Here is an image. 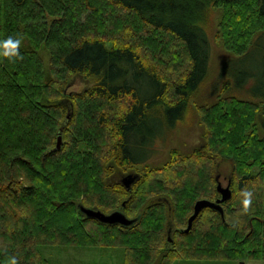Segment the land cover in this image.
<instances>
[{"label":"trees","instance_id":"1","mask_svg":"<svg viewBox=\"0 0 264 264\" xmlns=\"http://www.w3.org/2000/svg\"><path fill=\"white\" fill-rule=\"evenodd\" d=\"M214 8L230 57L205 86ZM77 74L94 83L69 109L61 99ZM193 103L202 148L174 150L130 188L107 181L112 159L126 169L153 158ZM259 127L264 0H0V264H48L40 245L123 246L125 264L264 259ZM223 176L224 213L205 207L187 231L197 200L221 198Z\"/></svg>","mask_w":264,"mask_h":264},{"label":"rangeland","instance_id":"2","mask_svg":"<svg viewBox=\"0 0 264 264\" xmlns=\"http://www.w3.org/2000/svg\"><path fill=\"white\" fill-rule=\"evenodd\" d=\"M223 9L214 8L213 16L211 19L210 33L212 35L213 42V55L210 74L206 80L205 86L209 85L218 73V69L222 61L227 57L229 58L230 52H228L222 41L218 40V32L220 30V21L222 18ZM52 22V19H50ZM137 35V34H136ZM136 37H139L136 36ZM112 44L109 43V47ZM43 56L48 62L47 52L43 50ZM229 60V59H228ZM94 83L92 78H85L81 74L73 75L66 87L65 96L61 99L64 101L69 109H73L72 94L84 91ZM252 83V82H251ZM208 87V86H207ZM197 112V107L193 103V108L190 116L185 122H182L178 127L170 134L166 140L159 139L157 143V150L154 151V157L146 161L143 164L129 167L126 169L121 168L115 159H112L109 163L112 166V173L107 177V181L110 184L116 182H122L123 178L129 174H139L148 166L157 167L162 166L168 162L172 157V152L178 150L183 155L193 153L196 149L202 148L206 143V126L200 123L201 114ZM259 126V123H257ZM259 135L264 137V130L258 128ZM225 167H228L226 164ZM260 166L254 168V172L260 170ZM227 171L224 172V174ZM223 185H227V180L223 176ZM254 192V191H253ZM255 193V192H254ZM162 198V197H158ZM152 201V200H151ZM150 201V202H151ZM127 218H129L127 216ZM170 226L169 234L170 238H173L176 228L173 225V220L170 218L167 222ZM39 251L48 261V264H125L126 249L123 246L108 247V246H67V247H55L52 245H40ZM170 264H264V259H174Z\"/></svg>","mask_w":264,"mask_h":264},{"label":"water","instance_id":"3","mask_svg":"<svg viewBox=\"0 0 264 264\" xmlns=\"http://www.w3.org/2000/svg\"><path fill=\"white\" fill-rule=\"evenodd\" d=\"M63 142L62 134L60 133L58 136V142H57V148H60ZM138 174H129L126 177L123 178L122 182L124 185H126L127 188H130L132 184L137 180ZM218 190L221 193V198L217 199L216 201L207 199V198H201L196 201L194 206V212L189 218L188 226L186 230H190L192 228L194 220L198 217L201 210L205 207H212L214 209L219 210L222 214L224 213V207L223 203L227 200H229L232 197V189L230 185L223 186L220 182L218 184ZM85 213H87L88 216H93L101 220L102 222L107 223H122V224H129L131 222L130 219H128L124 214L120 212H114L110 214H106L100 210H95L93 208H83L82 209Z\"/></svg>","mask_w":264,"mask_h":264},{"label":"bare ground","instance_id":"4","mask_svg":"<svg viewBox=\"0 0 264 264\" xmlns=\"http://www.w3.org/2000/svg\"><path fill=\"white\" fill-rule=\"evenodd\" d=\"M223 185V184H222ZM225 187V185H223ZM227 186V185H226Z\"/></svg>","mask_w":264,"mask_h":264}]
</instances>
